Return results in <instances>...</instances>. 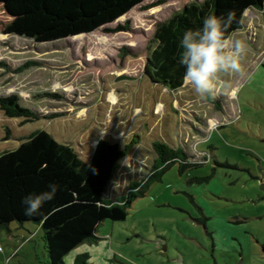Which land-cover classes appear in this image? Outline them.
Instances as JSON below:
<instances>
[{
  "label": "rangeland",
  "instance_id": "374dc122",
  "mask_svg": "<svg viewBox=\"0 0 264 264\" xmlns=\"http://www.w3.org/2000/svg\"><path fill=\"white\" fill-rule=\"evenodd\" d=\"M202 1L125 0L57 26L17 19L0 0V97L16 95L39 115L25 123L0 109V153L36 131L83 160L99 140L118 143L125 157L104 196L114 203L152 175L156 143L200 165L182 174L172 166L125 220L101 222L65 264L82 254L89 264H264V9L247 10L230 37L245 46V75H222L231 86L214 97L197 96L186 81L169 89L148 60L157 24ZM24 225L0 227V264H49L41 230Z\"/></svg>",
  "mask_w": 264,
  "mask_h": 264
},
{
  "label": "trees",
  "instance_id": "16d2710c",
  "mask_svg": "<svg viewBox=\"0 0 264 264\" xmlns=\"http://www.w3.org/2000/svg\"><path fill=\"white\" fill-rule=\"evenodd\" d=\"M17 19L45 17L57 26L77 25L95 19L120 6L125 0H3ZM264 9V0H203L185 5L169 19L157 24L153 38L161 44L149 54L152 76L171 90L184 83V68L178 59L179 40L189 28L202 26L209 13L217 16L232 14L226 36L238 31L247 10ZM120 28V27H119ZM0 65H2L0 63ZM35 65L29 62L19 67ZM0 109L7 118L23 122L37 120L39 115L20 104L16 95L0 97ZM157 158L152 175L131 182L119 201L107 202L104 196L116 166L125 157L118 143L99 140L88 160H83L67 144L57 142L45 131H36L20 141L14 150L0 153V227L18 222L33 223L42 232L49 264H65L64 257L85 241L96 239L99 224L105 220L123 221L133 202L144 197L154 182L175 164L182 174L186 169L200 166L186 161L183 150L154 144ZM55 183V198L44 204L40 215H25L23 198L32 193L49 191ZM87 254L78 255L72 264H89Z\"/></svg>",
  "mask_w": 264,
  "mask_h": 264
},
{
  "label": "clouds",
  "instance_id": "9594fccd",
  "mask_svg": "<svg viewBox=\"0 0 264 264\" xmlns=\"http://www.w3.org/2000/svg\"><path fill=\"white\" fill-rule=\"evenodd\" d=\"M232 19L231 13L227 16L209 13L203 18L200 28H189L179 40L182 51L179 53L178 62L184 68L183 79L201 98L214 97L222 88L231 86L229 82L221 79L222 75H245L241 65L245 46L240 41L233 44L226 36ZM160 44L157 41L153 51ZM49 188V191L32 193L23 198L25 215H40L44 204L52 201L57 194L58 186L55 183L50 184ZM9 261L10 258L5 264H9Z\"/></svg>",
  "mask_w": 264,
  "mask_h": 264
},
{
  "label": "crops",
  "instance_id": "0c3cea01",
  "mask_svg": "<svg viewBox=\"0 0 264 264\" xmlns=\"http://www.w3.org/2000/svg\"><path fill=\"white\" fill-rule=\"evenodd\" d=\"M263 251H264V246H263Z\"/></svg>",
  "mask_w": 264,
  "mask_h": 264
}]
</instances>
